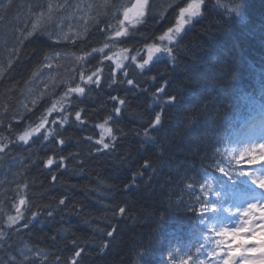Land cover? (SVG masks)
Listing matches in <instances>:
<instances>
[{
  "label": "trees",
  "instance_id": "obj_1",
  "mask_svg": "<svg viewBox=\"0 0 264 264\" xmlns=\"http://www.w3.org/2000/svg\"><path fill=\"white\" fill-rule=\"evenodd\" d=\"M133 2L0 0V139L13 141L58 102L42 130L48 141L0 154V264L220 263L215 232L247 188L233 157L260 143L253 128L264 121V0H203L171 53L120 69L95 54L82 68L106 44L143 62L192 0H148L117 38ZM77 85L83 94L66 95ZM61 156L63 166L43 163ZM17 207L25 219L9 226Z\"/></svg>",
  "mask_w": 264,
  "mask_h": 264
},
{
  "label": "snow or ice",
  "instance_id": "obj_2",
  "mask_svg": "<svg viewBox=\"0 0 264 264\" xmlns=\"http://www.w3.org/2000/svg\"><path fill=\"white\" fill-rule=\"evenodd\" d=\"M148 4V0H136V3L132 4L130 7L125 6L123 11V19L119 20V25L123 26L126 22H130L133 19L136 23H140V19L145 16V6ZM115 7V5H113ZM203 7V0H192V2L188 3L186 7H181L178 10V18L176 21V26L169 27L162 36L159 37L161 41L167 40L169 44H171L176 35L182 31L184 25L189 22L190 17L194 16L198 11H201ZM97 30L101 35L104 34L103 29H99L97 26ZM115 37H123L127 36V30L121 27L120 30L115 31ZM59 43V42H57ZM55 47L56 45H52ZM107 47V45H105ZM161 50L167 51L171 53L170 47H160L155 44L148 46V55L147 59L143 60L138 67L142 68L145 64H147L154 53L160 52ZM127 58V57H125ZM132 60H136V56H131ZM51 66L49 65V68ZM123 66L119 63L117 64V68L120 69ZM81 79H84L83 75H81ZM93 77H87V83H92ZM129 84H133L134 81L128 80ZM96 83L99 84V78L97 77ZM162 91V89H157V92ZM85 92V88L77 85L75 87H71L68 89V93H79L83 94ZM113 99L117 100V97ZM169 100H174V96L168 97ZM119 103L121 105L124 104L123 100H120ZM57 105L55 103L52 104V107L47 110V115L42 116L39 119L38 123L33 125H28L22 131L16 135L13 141H9L8 143H4L2 139H0V154L12 155L11 149L15 148L17 145L30 146L31 143L36 141L40 136H43L44 141L49 140V135L42 132V130L46 129V126L49 124L48 116L56 111ZM121 111L120 107H116L114 112L119 113ZM75 117L77 121H81V112L77 111L75 113ZM22 120L27 119V117H21ZM66 121V117L64 118ZM161 121V115L157 114L154 117V120L150 127H154L158 125ZM83 122V121H81ZM53 124H58L57 120L51 121ZM147 131V130H146ZM58 143L60 145H64L65 141L63 139L59 140ZM103 145V149L107 150L111 146L108 143L100 141ZM97 151H100L98 148ZM235 160V164L237 166L238 171L241 175H248L252 177L253 183L260 189H264V175H257L252 171V168L256 165H264V142L253 143L248 147H244L239 155L233 157ZM65 157L61 156L58 161L54 160L52 157H49L46 161H43L46 167L49 169L54 164L57 167L63 166ZM145 166H150L149 161H145ZM219 171L224 172L225 175L228 173L226 170L221 167ZM57 179L56 175H52V180L55 181ZM60 204H65V199L60 200ZM19 205L24 206L25 200L20 199ZM215 205H212V209H215ZM201 208L207 211V205L201 204ZM240 211V209H238ZM119 212L123 214L125 212V208H119ZM16 216L8 215L7 220L9 222V226H13L17 224L18 220H24L21 213L20 207L16 208ZM243 217L240 226L235 228H223L219 231L215 232V235L219 237L217 240L218 251L214 252L213 255H222L223 264H264V241H258L257 235L260 232H264V204L258 203H248L246 207L243 208ZM40 214L32 213V217L24 223V227L28 228L32 225V223L38 219ZM47 215L51 218L53 216L52 212H48ZM108 236H112L113 233H107ZM231 236L232 243L228 242V237ZM254 241L252 244H246L245 241ZM236 241H240L239 243H235ZM75 244V241L72 242ZM255 254V255H253ZM81 252H76V256H80ZM76 264H79V261H76Z\"/></svg>",
  "mask_w": 264,
  "mask_h": 264
},
{
  "label": "rangeland",
  "instance_id": "obj_3",
  "mask_svg": "<svg viewBox=\"0 0 264 264\" xmlns=\"http://www.w3.org/2000/svg\"><path fill=\"white\" fill-rule=\"evenodd\" d=\"M134 3H136V0H134V2H133V4ZM145 9H146V6H145ZM199 12L200 11H198L194 16H192V17H190V19H189V22L186 24V25H184V27H183V29L191 22V20L193 19V18H195L196 16H198L199 15ZM177 18H178V14H177ZM122 19H123V16H122ZM176 21H177V19H176ZM134 23H136L135 22V20L133 19L132 21H130V22H126L123 26H119V30L121 29V27H123L124 29H126L127 28V26L128 25H131V24H134ZM176 26V23H175V25L173 26V28ZM183 29H182V31H183ZM181 31V32H182ZM181 32H179L177 35H176V37L181 33ZM164 34V33H163ZM162 34V35H163ZM161 35V36H162ZM176 37H175V39H176ZM174 42V41H173ZM155 45H157V46H160V47H168L170 44H169V42L167 41V40H163V41H161L159 38H158V41H156V43H154ZM107 45V47H105V45H103L102 47H100V48H96V49H93V50H90L88 53H86L85 55H83L82 56V60H81V67L83 68V67H85L86 65H87V63H88V60L90 59V57H92V56H94L95 54H99V55H102V56H106V57H108L109 59H111V61L114 63V65H115V67H116V69H118L117 68V64L119 63L120 65H123L128 59H131V56H135V55H130L129 54V52L127 51V50H124V49H122V48H113V47H111V46H109L108 44H106ZM151 45H153V44H151ZM150 46V45H149ZM166 53V51H163V50H161L160 52H157V53H154L153 54V56H152V58H151V60L147 63V64H145V65H149L150 64V62H152L154 59H156V58H158V57H160L161 55H163V54H165ZM147 55H148V46L146 47V49H145V59H147ZM125 57H127V58H125ZM137 65H139V64H141L142 62H139L138 60H133ZM144 65V66H145ZM87 67V66H86ZM85 67V68H86ZM84 79H83V82H85V81H87V77H88V75H87V73L85 74V72H84ZM56 105L58 104V102H54ZM51 107H52V105H51ZM50 107V108H51ZM56 109H58V105H57V108ZM255 202H257L258 204H264V199H258V201H255ZM244 219V217H243V214L241 213V215H239L238 216V219L236 220V224L235 225H228V226H226L228 229H231V228H235V227H238V226H240V224H241V222H242V220ZM9 224V223H8ZM257 240L258 241H264V232H260V233H258V235H257ZM228 242H230V243H232V240H231V236H229L228 237ZM240 241H236L235 243H239ZM254 241H251V240H248V241H245V243L246 244H252ZM253 255H255V254H253ZM221 256V259H222V255H220ZM220 264H223V263H220Z\"/></svg>",
  "mask_w": 264,
  "mask_h": 264
},
{
  "label": "bare ground",
  "instance_id": "obj_4",
  "mask_svg": "<svg viewBox=\"0 0 264 264\" xmlns=\"http://www.w3.org/2000/svg\"><path fill=\"white\" fill-rule=\"evenodd\" d=\"M22 98H24V96H22ZM19 100H22V99L19 98ZM138 120H140V121H136L135 123L140 124V122H142V120L141 119H138Z\"/></svg>",
  "mask_w": 264,
  "mask_h": 264
}]
</instances>
